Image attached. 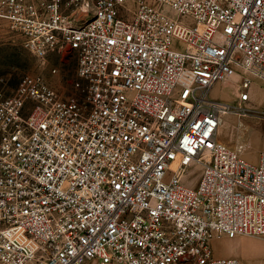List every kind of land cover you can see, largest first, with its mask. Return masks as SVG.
Here are the masks:
<instances>
[{
	"label": "built area",
	"instance_id": "2783aa9c",
	"mask_svg": "<svg viewBox=\"0 0 264 264\" xmlns=\"http://www.w3.org/2000/svg\"><path fill=\"white\" fill-rule=\"evenodd\" d=\"M0 19L77 54L69 94L0 86V264H240L211 242L264 237V151L218 129L257 82L264 116V0H0ZM229 80L236 105L212 96Z\"/></svg>",
	"mask_w": 264,
	"mask_h": 264
},
{
	"label": "rangeland",
	"instance_id": "374dc122",
	"mask_svg": "<svg viewBox=\"0 0 264 264\" xmlns=\"http://www.w3.org/2000/svg\"><path fill=\"white\" fill-rule=\"evenodd\" d=\"M83 17H88L84 11ZM76 66L75 51L38 56L26 46L22 35L7 20L0 19V86L7 94L28 73H42L55 89L69 94L72 91L71 82L76 77ZM53 68H56V72H52ZM235 86V80H229L225 84L218 83L212 90V96L236 105ZM253 91V100L246 109L235 107L224 115L218 129V140L238 149L246 159L257 162L260 153L264 151L262 84H253ZM199 176L200 170L195 171V184ZM257 237L259 236L217 237L212 240L211 245L216 256H236L240 264H264V253L259 257L260 241Z\"/></svg>",
	"mask_w": 264,
	"mask_h": 264
},
{
	"label": "crops",
	"instance_id": "0c3cea01",
	"mask_svg": "<svg viewBox=\"0 0 264 264\" xmlns=\"http://www.w3.org/2000/svg\"><path fill=\"white\" fill-rule=\"evenodd\" d=\"M257 238L260 241L259 257H262V255L264 253V237L263 236H259Z\"/></svg>",
	"mask_w": 264,
	"mask_h": 264
},
{
	"label": "bare ground",
	"instance_id": "6f19581e",
	"mask_svg": "<svg viewBox=\"0 0 264 264\" xmlns=\"http://www.w3.org/2000/svg\"><path fill=\"white\" fill-rule=\"evenodd\" d=\"M223 121V120H222Z\"/></svg>",
	"mask_w": 264,
	"mask_h": 264
}]
</instances>
